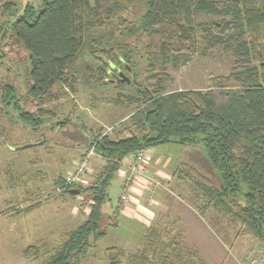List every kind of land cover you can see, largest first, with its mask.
<instances>
[{
    "label": "trees",
    "instance_id": "16d2710c",
    "mask_svg": "<svg viewBox=\"0 0 264 264\" xmlns=\"http://www.w3.org/2000/svg\"><path fill=\"white\" fill-rule=\"evenodd\" d=\"M42 2L39 10L26 5L14 19L15 3L0 0V39L28 53V93L42 105L37 112L24 110L17 88L4 83L1 102L6 112L15 110V122L38 131L50 111L43 106L76 92L79 83L113 89L109 100L132 108L130 125L115 135L104 126L91 131L82 157L94 149L89 164L96 156L104 161L91 182L66 184L64 174L55 178L53 185L61 192L74 196L72 190H80L85 218L47 264H79L91 236L107 233L101 224L103 205L126 158L133 160L138 152L169 141L202 146L218 173L215 181L193 163L182 162L177 168L179 178L192 180L201 191L199 212L213 207L230 214L244 233L264 245V0ZM199 12L222 17L196 21ZM214 45L238 57L231 71L211 78L206 89H171L166 64L177 66L182 58L205 54ZM72 121L67 114L55 121L56 128ZM30 194L15 211L5 213L36 209L42 199ZM124 208L120 199L107 218L110 226L119 225ZM157 221L146 225L134 251L109 247L108 264H209L180 216ZM31 250L37 256L33 244L24 256Z\"/></svg>",
    "mask_w": 264,
    "mask_h": 264
},
{
    "label": "rangeland",
    "instance_id": "374dc122",
    "mask_svg": "<svg viewBox=\"0 0 264 264\" xmlns=\"http://www.w3.org/2000/svg\"><path fill=\"white\" fill-rule=\"evenodd\" d=\"M10 1L15 3L14 19L21 15L28 4L37 10L43 5V0ZM221 17L199 12L195 20L210 22ZM190 56L186 60L182 58L177 66L166 64V69L172 76L171 89H206L211 78L228 74L237 64L238 58L231 49L223 45H214L205 54ZM4 83L17 88L24 110L37 112L42 106L28 93L32 83L28 53L21 46H12L7 38L0 39V264H47L59 252L68 233L85 218V208L81 206L83 195L76 193L73 196L61 192L53 185L55 178L61 174L67 175L76 167L92 130L96 131L104 126L107 130L111 128L110 133L115 135L116 130L130 125L132 108L111 102L109 98L114 95L113 89L96 90L79 83L76 92L68 91L69 93L55 99L52 104L43 106L50 109L44 127L31 131L14 121L15 110L6 112V108L2 106L1 87ZM67 114L72 117V123L56 128L55 121L64 119ZM182 162L193 163L215 181L218 180V173L209 163L202 146L176 141L158 144L146 151L145 171L151 172L157 178L150 176L156 183L152 191H146L148 195L145 193L143 201L154 202L155 196L152 193L156 188L168 190L167 187L172 186L175 190L170 194L171 197L189 205L200 214L217 238L220 249L225 250L220 262H211L203 254L209 264H224L230 259L238 261L239 264H264V245L244 233L240 223L230 214L213 207L204 214L199 212L202 193L192 180L178 177V181L173 180L174 183L168 185V179L160 171L172 170L173 173ZM103 163L100 156L92 158L86 176L94 178ZM123 192L122 173L119 172L112 180L109 199L103 205L101 224L107 233L97 239L91 236L87 255L79 264H108L109 247L118 246L132 252L139 245L146 225L154 220H158V223L170 216H176L173 213L168 215L160 212L150 217L151 220L145 225L134 203L136 193L129 190L132 197L125 202L119 225L110 226L107 218ZM29 194L42 199L36 209L25 214L5 213L9 208V212L15 211L14 206H18ZM191 240L194 242L192 237ZM30 244L39 249L35 252L38 253L35 257L32 255L34 250L29 252V257L24 256V251ZM199 245L202 249L206 247L204 242Z\"/></svg>",
    "mask_w": 264,
    "mask_h": 264
},
{
    "label": "crops",
    "instance_id": "0c3cea01",
    "mask_svg": "<svg viewBox=\"0 0 264 264\" xmlns=\"http://www.w3.org/2000/svg\"><path fill=\"white\" fill-rule=\"evenodd\" d=\"M131 160L132 156L126 158V162H129ZM144 169L146 170L145 165ZM169 171L163 169L160 172L161 174L165 175L166 179H168V185H172L174 183L173 180L177 179L178 181V176L176 175L177 169L173 173H171L172 170ZM146 175H148L149 177L151 176L157 178V176L153 175L151 172H146ZM169 177H171V179H169ZM148 187L149 184L144 177H139L133 183L132 187V190H134V192L136 193L134 195L135 206L138 209V214L144 220L145 225L148 221L151 220L150 217H153L155 214H160V212H162V214L172 215L173 213L175 215H178L183 219V222L186 225L190 236L199 247L202 255L204 254L205 257L211 262L222 261L225 250L223 248L220 249V244L217 241V238H215V235H213L211 230H209L200 214L192 210L189 205L175 200L173 197H171L170 194L174 193L175 188H173L172 186L167 187L169 188L168 190L156 188L152 193L155 196L154 202H145V200L143 201V197L145 196L146 191H149ZM123 210H125V208ZM201 242H204L206 244V247L204 249H202V247L199 245V243ZM219 252H221L222 254H218ZM224 264L239 263L238 261L230 259L227 263Z\"/></svg>",
    "mask_w": 264,
    "mask_h": 264
},
{
    "label": "built area",
    "instance_id": "2783aa9c",
    "mask_svg": "<svg viewBox=\"0 0 264 264\" xmlns=\"http://www.w3.org/2000/svg\"><path fill=\"white\" fill-rule=\"evenodd\" d=\"M111 129V128H110ZM109 129V130H110ZM95 154L94 149H91L89 154L82 157L76 167L70 171L65 178V183L70 184L72 182H83L89 183L91 182V178H88L86 174H88L89 168V159L90 156ZM146 157V151H140L135 155V158L129 162L123 163V166L120 170L122 173L124 192L121 196L123 202H127L131 199V195L129 190H132L133 183L139 178L144 177L149 184L148 190L152 191L153 186L155 185V181L148 175H146L144 169V160Z\"/></svg>",
    "mask_w": 264,
    "mask_h": 264
},
{
    "label": "water",
    "instance_id": "95a60500",
    "mask_svg": "<svg viewBox=\"0 0 264 264\" xmlns=\"http://www.w3.org/2000/svg\"><path fill=\"white\" fill-rule=\"evenodd\" d=\"M80 190H72L73 193H78Z\"/></svg>",
    "mask_w": 264,
    "mask_h": 264
}]
</instances>
